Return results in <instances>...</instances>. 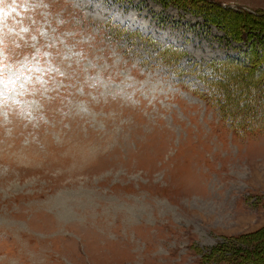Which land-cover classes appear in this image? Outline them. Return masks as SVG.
Here are the masks:
<instances>
[{
	"label": "rangeland",
	"instance_id": "1",
	"mask_svg": "<svg viewBox=\"0 0 264 264\" xmlns=\"http://www.w3.org/2000/svg\"><path fill=\"white\" fill-rule=\"evenodd\" d=\"M199 1L34 0L7 40L32 83L0 115V264H264V127L235 130L202 69L252 63L216 23L264 28L210 2L264 0Z\"/></svg>",
	"mask_w": 264,
	"mask_h": 264
},
{
	"label": "trees",
	"instance_id": "2",
	"mask_svg": "<svg viewBox=\"0 0 264 264\" xmlns=\"http://www.w3.org/2000/svg\"><path fill=\"white\" fill-rule=\"evenodd\" d=\"M191 1L192 4L194 5L202 3L199 0L197 1L191 0ZM212 2H210L211 3L210 6H214L219 10H221L222 12L230 10L231 12H235L239 17L247 18V19L252 18L258 21L261 19L260 21L264 22V14L254 16L249 14L248 12L241 11L238 9L235 10L225 6L221 7L219 5L220 6L219 8L217 2H213V3ZM220 20L221 22L223 21L222 19ZM225 25L226 26H224V24L220 25L219 23L218 24L216 23V26L222 29L225 32V35L229 36L231 40L233 41L245 40L246 42H248L247 51L248 53H251L252 56H249L248 53L247 55L248 57H250L249 61H252V63H249L250 67H247V65H244L245 63L244 62L242 63L243 67L241 68V67H230V66L228 67L227 63L231 62L228 60H232V59H226L221 61H217V60L210 61L207 62V67L202 68L206 72L204 78L205 79L208 78V74L210 71L214 74V76H211V80H215V82L212 83L210 81L208 83L214 84L215 86L214 88H220V90L222 91L223 97L220 99V103H221L220 111L223 118H225L226 116H230L231 123L233 124V128L235 130L237 126L242 128L243 125L245 127H250L251 129L257 127L260 128L261 125L264 127V92H262L261 90V87L264 85V79L260 76L253 81L247 78L249 77L248 75L243 77L244 73L243 72H242L243 74L240 73L242 69H247L250 71L254 69L252 75L251 73L249 75L251 77L253 75L256 76V74L259 75L261 70L259 72L258 70L264 65V28H260V27L250 28L245 26H236L230 24L228 25L226 22ZM251 39L253 40L250 42L249 40ZM256 47L257 49L256 52L254 53L253 51L255 50ZM170 48L174 50L173 51L174 53H172L171 56L178 57L176 52L179 50L175 49L172 46H170ZM168 51L170 50L166 51V47H163L164 57L166 56L165 60L168 62H172L173 58L167 55V53H171V52ZM215 72H218V74L220 75H217ZM233 82H238L241 85V89L245 93L242 94L243 96L239 94H234L231 89L230 90L228 89V86ZM248 96H250V102L254 100L253 101L254 104L251 111L248 110V101L246 99ZM239 101L241 103V106L239 104Z\"/></svg>",
	"mask_w": 264,
	"mask_h": 264
},
{
	"label": "clouds",
	"instance_id": "3",
	"mask_svg": "<svg viewBox=\"0 0 264 264\" xmlns=\"http://www.w3.org/2000/svg\"><path fill=\"white\" fill-rule=\"evenodd\" d=\"M39 5L34 0H0V115L16 110L27 111L30 59L10 61L6 52L9 37H21L29 31L25 20H32ZM43 34V33H41ZM36 39L35 36L32 37Z\"/></svg>",
	"mask_w": 264,
	"mask_h": 264
}]
</instances>
